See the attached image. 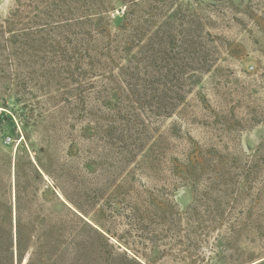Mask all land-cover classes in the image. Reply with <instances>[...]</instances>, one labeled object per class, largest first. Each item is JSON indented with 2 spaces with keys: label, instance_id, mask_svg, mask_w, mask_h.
<instances>
[{
  "label": "rangeland",
  "instance_id": "374dc122",
  "mask_svg": "<svg viewBox=\"0 0 264 264\" xmlns=\"http://www.w3.org/2000/svg\"><path fill=\"white\" fill-rule=\"evenodd\" d=\"M16 166L67 264H264V0H0L13 211Z\"/></svg>",
  "mask_w": 264,
  "mask_h": 264
},
{
  "label": "trees",
  "instance_id": "16d2710c",
  "mask_svg": "<svg viewBox=\"0 0 264 264\" xmlns=\"http://www.w3.org/2000/svg\"><path fill=\"white\" fill-rule=\"evenodd\" d=\"M28 168L40 182L44 181L41 171L30 160ZM14 175L16 195L13 211L7 188L8 171L0 170V264H13L14 260L18 264L24 260L25 264H35L34 260L47 256L49 251L56 256L57 264H67L72 248L71 222L78 217L65 201H70L67 193L57 186L65 199L54 192L51 211L41 205L36 212L25 211L20 198L21 176L17 166ZM28 202L32 204V200Z\"/></svg>",
  "mask_w": 264,
  "mask_h": 264
}]
</instances>
